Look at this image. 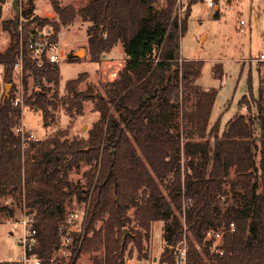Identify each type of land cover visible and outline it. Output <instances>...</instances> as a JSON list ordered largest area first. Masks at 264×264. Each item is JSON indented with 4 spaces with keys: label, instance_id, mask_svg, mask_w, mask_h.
<instances>
[{
    "label": "trees",
    "instance_id": "16d2710c",
    "mask_svg": "<svg viewBox=\"0 0 264 264\" xmlns=\"http://www.w3.org/2000/svg\"><path fill=\"white\" fill-rule=\"evenodd\" d=\"M50 2L57 16L50 23L51 42L61 26L80 16L88 22L91 61L99 62L118 42L125 61L102 94L78 89L84 73L65 82L60 100L67 114L79 115L84 101L96 100L99 119L86 138L67 140L58 130L37 141L22 140L15 132L21 106L12 104L11 95L4 98L0 82V197L10 201L11 214L18 207L32 217L38 254L52 255L58 222L75 208L73 202H84L79 253L88 254L91 264H127L128 240L137 260H145L143 241L157 220L163 222L166 247L159 264H174L175 246L183 239L186 264H264V86L256 96L238 100L247 113L234 114L223 128L219 119L210 124L216 90L196 84L202 61L180 57L192 2L180 18L172 15L176 0L158 8L159 0H86L79 8ZM30 30H23L24 39ZM20 57L24 87L28 72L37 88L25 102L41 111L44 122L53 120L57 104L45 83L57 86L59 66L45 58L37 64L11 40L0 52L3 83L12 82ZM81 162L90 164L84 185L69 179ZM124 228L131 235L122 243ZM209 230L222 233L216 250L206 238Z\"/></svg>",
    "mask_w": 264,
    "mask_h": 264
},
{
    "label": "rangeland",
    "instance_id": "374dc122",
    "mask_svg": "<svg viewBox=\"0 0 264 264\" xmlns=\"http://www.w3.org/2000/svg\"><path fill=\"white\" fill-rule=\"evenodd\" d=\"M57 1L60 5L72 4L75 8L83 6L86 2V0ZM211 1L212 5H208V0L176 1L172 15L180 18L187 4L192 2L186 29L180 38V57L202 61L201 74L196 84L205 89L216 90L210 124L219 119L220 127L223 128L234 114L247 113L245 105H237L241 96L249 93L256 96L259 85L264 86V61L258 59L259 54L264 52V0ZM164 3L165 0H159L157 8ZM28 11L31 16H24V13H29ZM34 17L47 22L41 26L36 25V22H32ZM56 19L50 0H18V11L12 7L11 0H0V52L9 46L11 40L18 42L21 49L25 40L23 30H27L28 27L31 30L25 36L30 32L52 34L53 28L50 23ZM240 21H243V24ZM87 25L88 22L76 16L71 24L61 26L56 34V51L60 54L57 62L59 82L56 87L45 83L48 88L47 94L54 98L57 104L52 110L54 119L51 121L44 122L41 111L25 102V98L32 91L37 90L30 73L24 74V87L21 70L13 66L12 82L3 83L0 65L2 93L5 92L6 86L7 97L11 95L12 100L18 99V105L22 109L20 125L25 130L32 131L38 138L44 139L58 130L65 131L63 138L67 140L74 137L86 138L88 131L99 119V113L94 107L96 100L90 98L84 101L82 113L79 115L67 114L60 100L65 94V82L84 73L86 77L79 84L78 89L102 94L105 85L115 80L123 67L125 55L120 42L103 53L99 62L91 61L87 48ZM16 31L18 36L13 34ZM79 50L84 52L79 56L75 55ZM54 91L55 97L52 96ZM174 132L176 133V130ZM89 167L90 164L81 162L77 169L69 172V179L84 185L86 181L84 172ZM232 196L233 193H229L227 200H232ZM72 204L75 208L82 206V202ZM9 207H11L10 201L0 197V262H8L7 264L17 258L21 252L16 242L17 235L11 230V222L20 218L22 213L17 207L11 214ZM132 212L133 209H130L128 214L131 216ZM162 225L161 220L151 224L149 239L143 241L147 253L145 260H137L133 241L128 240L127 264H159V259L166 248L162 240ZM127 235H131L129 230ZM176 247H186L185 239L175 246L174 264H177ZM74 264H91L89 255L79 253Z\"/></svg>",
    "mask_w": 264,
    "mask_h": 264
},
{
    "label": "built area",
    "instance_id": "2783aa9c",
    "mask_svg": "<svg viewBox=\"0 0 264 264\" xmlns=\"http://www.w3.org/2000/svg\"><path fill=\"white\" fill-rule=\"evenodd\" d=\"M179 2V0H176ZM208 5H212V1L208 0ZM243 24V21H240ZM23 46L32 53L37 64L41 63V59L45 58L51 63H57L60 58L59 52L56 51L57 43L49 40V34H36L30 32L27 34ZM258 59L264 61V52H261ZM14 68L21 70V57L14 63ZM13 105H18V99L12 100ZM15 132L19 134L22 140H39L32 131L25 130L20 124L16 126ZM84 202L81 208L69 210L64 218L58 222L57 232L59 234V242L57 248L48 258L38 254L36 246L38 244L37 231L33 225L34 220L31 216L22 214L20 218L11 222V230L16 234V242L20 247V255L13 259L9 264H74L77 255L80 252L81 242L84 234V225L86 219V209ZM230 230L234 229L233 223L229 224ZM206 238L212 240V249L216 250V246L222 239L220 230H209ZM221 253V251H219ZM177 264H186V247H176Z\"/></svg>",
    "mask_w": 264,
    "mask_h": 264
},
{
    "label": "water",
    "instance_id": "95a60500",
    "mask_svg": "<svg viewBox=\"0 0 264 264\" xmlns=\"http://www.w3.org/2000/svg\"><path fill=\"white\" fill-rule=\"evenodd\" d=\"M11 5L14 8L15 11H18V0H11ZM83 50H79L75 53V55L79 56L81 53H83ZM7 97V87L5 86V92H4V98ZM128 234V230L126 228L123 229V237H122V243L124 242V238Z\"/></svg>",
    "mask_w": 264,
    "mask_h": 264
},
{
    "label": "crops",
    "instance_id": "0c3cea01",
    "mask_svg": "<svg viewBox=\"0 0 264 264\" xmlns=\"http://www.w3.org/2000/svg\"><path fill=\"white\" fill-rule=\"evenodd\" d=\"M123 59H124V56H123ZM39 139H41V138H39Z\"/></svg>",
    "mask_w": 264,
    "mask_h": 264
}]
</instances>
